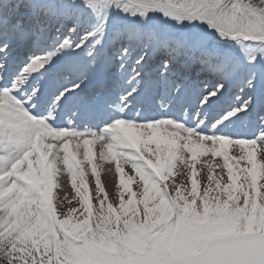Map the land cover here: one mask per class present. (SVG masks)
<instances>
[{
    "label": "snow or ice",
    "instance_id": "1",
    "mask_svg": "<svg viewBox=\"0 0 264 264\" xmlns=\"http://www.w3.org/2000/svg\"><path fill=\"white\" fill-rule=\"evenodd\" d=\"M0 264H264V0H0Z\"/></svg>",
    "mask_w": 264,
    "mask_h": 264
},
{
    "label": "bare ground",
    "instance_id": "2",
    "mask_svg": "<svg viewBox=\"0 0 264 264\" xmlns=\"http://www.w3.org/2000/svg\"><path fill=\"white\" fill-rule=\"evenodd\" d=\"M101 181L102 184L107 188V190L111 192L112 186L115 182V175L114 174L109 175L106 172L101 171ZM65 187L69 188V194L71 195L70 186L67 184L66 181H65Z\"/></svg>",
    "mask_w": 264,
    "mask_h": 264
}]
</instances>
